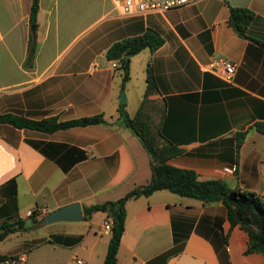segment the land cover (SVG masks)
I'll return each mask as SVG.
<instances>
[{
	"label": "crops",
	"instance_id": "crops-1",
	"mask_svg": "<svg viewBox=\"0 0 264 264\" xmlns=\"http://www.w3.org/2000/svg\"><path fill=\"white\" fill-rule=\"evenodd\" d=\"M28 4L0 0V113L57 120L101 114L113 120L122 90L123 107L132 115L149 61L156 91L147 97L145 111L161 136L180 149L167 162L193 170L200 180L221 179L250 190L264 201V139L250 127L264 121V0H198L145 14L123 13L115 0H38L33 34ZM229 7L253 12L246 28L250 39L227 23ZM147 29L162 43L129 57V78L121 86L103 53L112 42ZM29 36L35 50L28 65ZM212 59L236 63L229 81L206 69ZM134 72L140 95L130 90ZM238 131L245 135L236 150ZM149 175L140 142L116 123L51 133L0 124V222L25 220L22 234L35 262L48 254L55 258L51 264H61L57 256L67 249L79 254L71 253L67 264L75 259L102 264L109 235L98 230L104 213L42 233L35 228L47 224L38 221L73 202L82 211L114 200ZM31 211L37 223L29 220ZM246 246V233L229 224L222 203L157 190L125 203L116 264H261L262 255L245 253Z\"/></svg>",
	"mask_w": 264,
	"mask_h": 264
},
{
	"label": "trees",
	"instance_id": "trees-1",
	"mask_svg": "<svg viewBox=\"0 0 264 264\" xmlns=\"http://www.w3.org/2000/svg\"><path fill=\"white\" fill-rule=\"evenodd\" d=\"M37 10L38 0H29L27 14L30 25L35 24ZM253 15V12L248 8L229 7L227 23L235 29L239 36L250 39L246 34V28ZM161 43L160 35L147 29L142 34L112 42L103 54L106 60L115 62V69L120 74V84L123 86L129 78V57L144 48L153 51ZM34 50V39L29 36L26 48V63L28 65L33 58ZM144 72L145 83L142 98L132 115H129L125 111L123 103H120L113 120L104 118L101 114L57 120L54 116L31 119L22 114L4 112L0 113V124H6L16 129L27 128L51 133L58 129L76 126L116 123L128 129L138 139L149 161L150 175L146 182L134 186L114 200L82 207L84 219H88L94 212H102L105 215V220H109L111 223L102 264H116V252L124 232L125 203L130 199L146 197L157 190H167L201 203H222L229 224L237 225L247 235V246L244 252L259 253L263 258L261 264H264V201L262 197L238 186L230 187L221 179L200 180L193 170L174 167L167 162L169 158L177 155L180 149L161 136L157 126L151 123L145 111L147 97L156 91L149 61L145 64ZM250 127L258 131L264 139V121H256ZM244 135L245 131H238L234 134L236 150L242 143ZM33 215L34 211H31L28 218L31 222L37 223ZM25 230L26 223L21 217L14 216L5 219L0 222V242L10 234L22 235ZM78 240L79 236L74 238V242ZM6 256L0 253V262Z\"/></svg>",
	"mask_w": 264,
	"mask_h": 264
},
{
	"label": "built area",
	"instance_id": "built-area-1",
	"mask_svg": "<svg viewBox=\"0 0 264 264\" xmlns=\"http://www.w3.org/2000/svg\"><path fill=\"white\" fill-rule=\"evenodd\" d=\"M123 13H162L169 9L183 7L198 0H115ZM110 65L115 67V62L110 61ZM236 68V63L224 59H212L206 64V69L224 81H229ZM110 221L104 220L99 225L100 233H108L110 230ZM25 254L17 253L7 255L0 264H25ZM75 264H81L79 259L74 260Z\"/></svg>",
	"mask_w": 264,
	"mask_h": 264
},
{
	"label": "rangeland",
	"instance_id": "rangeland-1",
	"mask_svg": "<svg viewBox=\"0 0 264 264\" xmlns=\"http://www.w3.org/2000/svg\"><path fill=\"white\" fill-rule=\"evenodd\" d=\"M77 44H74L73 47H76ZM134 69V68H133ZM135 70V69H134ZM115 77H118L119 72L117 70H115L113 72ZM138 76L136 75V72H134V80L132 83V87H130V90L132 91L133 94H138L140 95L142 93V87H141V83H136ZM60 223V222H59ZM67 223H72V224H81L82 222L80 221H74V222H66L64 224H58V226H48L51 224H47L44 226H41V228H35V230L37 231V233H42L41 231H48L50 229L54 228H58L59 227H65L62 225H69ZM30 235V234H29ZM27 236L26 235H14V234H10L8 235L6 238H4V240H2L0 242V253L1 254H7V255H11V254H17V253H24L25 256H27V264H51L55 261V258L49 257L48 254L44 255L40 260H38L37 262H35L34 260V253L35 251H30L29 250V246H27L29 242H26L27 240H25ZM30 251V252H29ZM72 253V251H68L67 249H63L60 250V254L59 256H57L58 260L60 261L61 264H67L68 261H70V254ZM74 254L73 258H77V256L79 257V254L76 253H72Z\"/></svg>",
	"mask_w": 264,
	"mask_h": 264
},
{
	"label": "water",
	"instance_id": "water-1",
	"mask_svg": "<svg viewBox=\"0 0 264 264\" xmlns=\"http://www.w3.org/2000/svg\"><path fill=\"white\" fill-rule=\"evenodd\" d=\"M35 24L30 25L31 34L34 33ZM125 100L123 91H119L118 101L123 103ZM82 219V211L78 202H73L62 207L53 209L52 211L45 214L38 221L39 224H50L54 222H69V221H80Z\"/></svg>",
	"mask_w": 264,
	"mask_h": 264
}]
</instances>
